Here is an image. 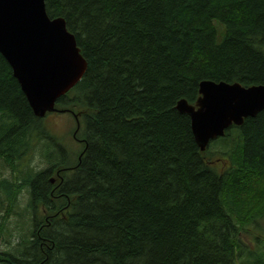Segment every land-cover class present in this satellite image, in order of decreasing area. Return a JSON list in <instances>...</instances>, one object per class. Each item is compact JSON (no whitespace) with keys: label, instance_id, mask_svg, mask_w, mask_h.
<instances>
[{"label":"trees","instance_id":"1","mask_svg":"<svg viewBox=\"0 0 264 264\" xmlns=\"http://www.w3.org/2000/svg\"><path fill=\"white\" fill-rule=\"evenodd\" d=\"M46 10L88 62L57 103L81 147L45 151L56 114H34L0 53V233L11 212L28 219L0 264H264V236L243 238L264 219V109L202 151L176 107L196 103L203 80L264 84V0H46ZM25 189L24 213L14 203Z\"/></svg>","mask_w":264,"mask_h":264},{"label":"water","instance_id":"2","mask_svg":"<svg viewBox=\"0 0 264 264\" xmlns=\"http://www.w3.org/2000/svg\"><path fill=\"white\" fill-rule=\"evenodd\" d=\"M0 53L39 117L62 111L58 100L88 69L76 36L63 17H49L46 0H0ZM199 93L195 104L181 99L176 107L190 116L202 151L231 125H241L264 109V84L203 80Z\"/></svg>","mask_w":264,"mask_h":264},{"label":"rangeland","instance_id":"3","mask_svg":"<svg viewBox=\"0 0 264 264\" xmlns=\"http://www.w3.org/2000/svg\"><path fill=\"white\" fill-rule=\"evenodd\" d=\"M221 36L222 34L219 31V38H221ZM55 114L56 115H52L49 118L52 120L51 128L53 137H51L49 140V149H46L45 151H52V153H54L60 158H67V156L69 155H76L77 151L81 147V144H79V142L73 138V133H71L74 126V118L72 114L66 111L55 112ZM34 152L35 154L33 156V160L31 161V165L34 171H39L42 167H44V165H46V161L43 156H41V154L39 153V150H35ZM218 163L219 164L217 166L219 168L220 165L223 166L221 161ZM8 174L9 170L6 169L5 166L3 167L0 162V180L5 179L6 176L9 177ZM16 201V204L14 203L15 209L19 212H24V209L26 208L29 201V194L27 189H25L24 192L19 195L18 200ZM7 202H3V200H0V223H4V218L7 214ZM23 218L25 220H23ZM23 218H21L19 214L13 212H11L8 216L7 229H10L12 234L7 229V231L0 233V248L2 250H12L14 247H17L19 245L21 241L19 235L21 231L24 232L23 228L26 227V225H24L23 223L27 222L26 220H28L25 216ZM259 224L260 226L257 227L251 226L255 227L253 228V236L251 233L243 236L244 240L247 243L255 244L254 239L256 237L264 236V219H262Z\"/></svg>","mask_w":264,"mask_h":264}]
</instances>
